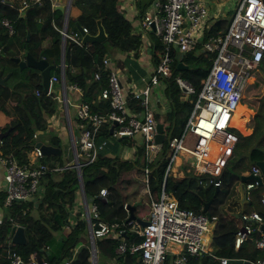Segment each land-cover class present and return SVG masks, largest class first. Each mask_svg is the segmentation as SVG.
<instances>
[{
  "label": "trees",
  "instance_id": "16d2710c",
  "mask_svg": "<svg viewBox=\"0 0 264 264\" xmlns=\"http://www.w3.org/2000/svg\"><path fill=\"white\" fill-rule=\"evenodd\" d=\"M9 2V0H0V18L5 17L15 21L12 35L8 36L0 27V71L3 74L10 72L7 85H0V112L8 117L7 123L0 128V131L9 129L8 133L0 139V152L11 153L19 163H22L27 161L28 153L34 146L33 134L37 133L39 136L45 131V116L53 115L59 104L53 93L47 95L43 92L36 70L28 67L19 70L11 58L18 54L28 53L35 60L42 58L48 64L54 63L59 54L60 34L58 29L62 23V12L50 7L48 0H41L39 6L27 3L21 9L23 15L19 16L20 7L12 1ZM72 7L77 10L75 21L81 27L86 28L90 35L96 33V22L100 20L105 39L100 43L81 46L70 41L65 42V83L66 85L75 84L79 87L82 92V100L88 105L91 112L105 114L108 110V102L97 98L99 91L106 85L108 73V69L105 68L102 61L108 60L111 67L115 64L122 70V63L114 59L112 54L120 53L125 58L137 56L141 45L140 35L133 31L130 22L119 11L117 0H74ZM223 23L224 20L214 22L212 29L207 33L214 34V31L222 27ZM69 28L76 30L74 22L70 18L67 19L66 30L68 31ZM27 33L28 36H26ZM45 41L48 43L47 46H44ZM151 48L152 63H155L162 50L158 38L151 40ZM206 56V53L200 52L197 46L183 59L187 68L178 70L174 66L168 77L159 78L169 109L160 117L164 139L149 165L147 187L151 197L156 199L160 187L163 186L165 193L176 201L179 208L190 209L194 212L201 211L203 204L211 200L207 207V213L214 218L212 253L209 257L203 254L189 257L186 264H219L216 259L218 257L250 262L261 255V251L256 249L253 243L257 233H253L243 241L235 251L233 249L234 233L240 228L242 221L233 206L227 204L219 209V206L224 203V197H230L235 193L233 189L229 191L224 184L222 177L225 175V170L221 174V185L218 187L215 198L212 197L214 186L208 183V179L190 176L201 174L192 173L181 178H176L171 173L164 176L168 140L181 133L191 110V100L193 99V96L185 95L181 91L175 78L184 79L195 91H198L210 66ZM94 72H98V80L93 79ZM57 74L58 68L54 63L50 75ZM251 76L254 79L244 87L242 93L244 100L238 106L231 122L233 125L239 120L238 130L242 131L244 122L242 116L246 112L249 113L245 105L253 110L247 123V127L251 129L250 134L243 136L234 130L237 141L229 161L232 158L236 160L231 165L238 168L240 176L248 172L252 166L255 167L256 163L264 158L262 153L264 150V57L251 71ZM10 80L11 84H9ZM127 108L130 113L139 112L141 110L139 100L127 96ZM158 119L159 117L155 116V120L158 121ZM75 125L76 121L72 122L71 119L74 135H76ZM108 125V121L103 123L98 133L99 136L107 135ZM46 143L59 148L60 139L56 135H50ZM119 143L131 148L132 152L128 158L102 153L92 163L81 167L83 190L87 202L96 205L100 221L108 224L118 223L121 229L118 237L108 236L95 242L96 255L99 254V257L102 258L99 263L96 261L97 264H137L136 256H117L114 253V248L120 239L126 242L140 241V237H136V234L130 230L132 223L125 221L128 209L123 208V205L128 207L131 204L128 199L138 193L137 189L130 193L126 192L135 184L133 176H143V152L140 137L133 138L132 142L128 138H121ZM242 158L248 160V170L244 168L245 165L241 164L243 160L239 159ZM39 161L48 170L56 166L60 169L47 171L40 178L39 185L42 190L37 205L33 206L27 200L17 201L3 210L0 221V264H7V254L10 252L17 253L22 263L27 262L30 254L41 258L42 251L40 249L44 247L49 249L48 255L43 256L46 264H60L62 259L70 257V250L82 241L81 234L86 230L84 221L79 217L71 223L68 221V212L73 206L77 190L74 169L70 165H62L60 155L42 156ZM188 168L189 163L180 166V169L183 170ZM248 181L251 180L245 182ZM101 188L106 190L104 197L98 196V191ZM263 192L262 186L255 185L250 190L246 203L253 206L261 205L260 198ZM144 197L143 202L141 201L133 210V215L136 218L140 217V214L147 213L149 199L147 196ZM3 199L4 193H0V206ZM145 199H148L147 202ZM138 208L140 212H138ZM254 211L264 217V206L261 209L255 207ZM8 217H12L24 226V243L10 241L11 225ZM69 264H90L89 253L85 245L79 247Z\"/></svg>",
  "mask_w": 264,
  "mask_h": 264
},
{
  "label": "built area",
  "instance_id": "2783aa9c",
  "mask_svg": "<svg viewBox=\"0 0 264 264\" xmlns=\"http://www.w3.org/2000/svg\"><path fill=\"white\" fill-rule=\"evenodd\" d=\"M216 0H152L149 10L144 12L139 21L140 28L152 31L159 39L162 50L157 61L152 64L144 85L138 87L133 83L122 84L124 78L119 70L111 67L108 60L103 64L108 73L106 85L98 93V100L108 102L105 114L91 112L88 105L82 100V92L75 84L66 85L64 65L59 66L57 75L49 77V86L45 94L52 92V85H58L57 102L62 107L60 115L66 127L73 160L70 166L75 171L78 204L83 201L78 174L81 167L92 163L99 154L114 144H120L119 139L140 137L142 147L143 176L145 192L148 195V210L141 226L132 223L131 230L140 237L138 242H126L120 239L114 248L117 256H136L137 264H166L167 258L172 257V264H186L189 257L208 254L203 239L208 232L213 217L202 211L194 212L190 209L178 207L163 186L160 187L156 199L151 197L147 187L149 165L155 158L160 145L154 142L157 121L149 105V96L152 89L160 91L163 86L159 83L160 77H168L177 63H182L185 56L194 51L197 46L200 52L206 53L210 66L204 76L198 91L184 79L176 77L175 82L185 95L193 96L191 110L187 116L181 133L168 140L167 163L164 176L171 173L178 161L177 155L182 151L191 153L195 164L189 163L187 172L198 169L202 174L196 178H206L214 187H220L221 174L231 158L233 147L237 141L234 125L231 120L234 111L242 98L243 89L248 83L251 71L264 57V0H226V11L230 12V19L226 27L218 28L214 34L207 33L218 21L222 12L215 11ZM41 0H33L39 5ZM26 6V3L23 4ZM51 6V5H50ZM65 12L61 27L58 29L60 41L81 46L82 34L87 30H66ZM14 21L5 17L0 18V27L6 34H13ZM93 79L98 80V72L93 73ZM67 91L74 95L71 105L74 108L76 121V135L73 134L71 119L68 114ZM127 96L139 100L141 110L130 113L127 108ZM165 98V99H164ZM161 96L167 102L166 97ZM160 100V98L158 99ZM55 114V113H54ZM105 121L109 122L106 136H99V130ZM190 136V138H188ZM164 139V138H163ZM121 145V144H120ZM122 157H129V146L122 147ZM34 157L41 158L38 149L33 147ZM82 158V162L81 159ZM182 158V157H181ZM183 159V158H182ZM182 162H186L184 159ZM0 166L3 169L4 199L3 207H10L13 202L35 200L39 196L41 187L40 178L47 171L59 170L52 167L50 170L41 162L32 164L19 163L11 154L0 152ZM252 175L260 176L257 166L251 167ZM256 185L255 181L244 183L245 199L248 201L250 190ZM106 194L105 188L98 191V196ZM84 202V201H83ZM264 205V192L260 198ZM81 218L86 225V247L89 261L95 259V242L108 236L118 237L121 229L118 223L100 221L98 210L94 203H82ZM125 208V205H124ZM75 210L72 206L70 210ZM242 224L234 233L233 249L247 240L253 233H257L253 240L254 247L261 251L260 257L250 264H264V217L251 210L240 214ZM10 224L16 229L24 226L9 218ZM81 245V244H80ZM173 246L177 247L173 250ZM43 253L47 247L40 249ZM78 245L70 250V257L62 259L60 264H69L76 254ZM219 264H228V259L216 258ZM7 264H22L17 253L7 254ZM35 254H30L26 264H35ZM39 264H46L40 260Z\"/></svg>",
  "mask_w": 264,
  "mask_h": 264
},
{
  "label": "crops",
  "instance_id": "0c3cea01",
  "mask_svg": "<svg viewBox=\"0 0 264 264\" xmlns=\"http://www.w3.org/2000/svg\"><path fill=\"white\" fill-rule=\"evenodd\" d=\"M9 1H10L9 3H11V0H9ZM20 1H21V3L20 4H17L20 7L19 8V16L20 15H23V13H21V9L25 7V6H23V4L26 3V5H27V3H32L33 0H20ZM48 1H49L50 5H51L50 7H53L55 9H58V7H62L63 9L64 8H67V11H68L67 12V19L70 18V20L74 22V20L76 18V14H77V10L74 7H72V2L74 0H48ZM151 1L152 0H117V4H118L119 11L130 22L131 26L133 27V31L136 32V33H138L140 35L141 45H140L139 52H138L137 56H129L128 58H125L123 56V54L113 53L112 56L114 57V59L118 60L119 63H122L123 67H121L122 70H120L119 68H117L115 66V64H113L112 66L115 67L117 70H119L121 72V74L123 75V77H124V79H125V81L127 83H133V84H135L138 87H142L144 85V79L145 80L147 79L148 72L150 71V69L152 67V64L153 63H152V57H151L152 56L151 40H154V39L157 38L154 34H152L150 32H146V31H144V30H142V29L139 28V21L142 19L144 12H146V11L149 10V6H150ZM59 11H61V10H59ZM61 12H62V18H63L64 10L61 11ZM67 19H66V22H67ZM229 19H230V12L226 11L225 13H222V15L219 17L218 20H224V23H223L222 27H220V28H223L224 29L226 27V25L228 24ZM66 25H67V23H66ZM70 31H73V30L71 28H69L68 29V32H70ZM47 45H48V43H47V41H45L44 42V46H47ZM64 48H65V45H64ZM59 50H60V42H59ZM59 57H60V55L58 54V59L54 63H57L60 66ZM16 58H19V59L22 60L24 58V55L18 54L16 56ZM54 63H51V64H48L47 63V64L48 65H51V68H52V66H53ZM63 65L65 66V64H63ZM51 68H50V70H51ZM57 68H58V72H59V67H57ZM9 74H10V72L9 73H6V74H3L2 71H1L0 77H5V80H4L5 86L7 85L8 79H10L9 78ZM50 76H52V75H50ZM253 79H254V77L253 76H250V79H249L248 83L251 80H253ZM9 84H11V80L9 81ZM161 91H162V97L164 98V96H165L164 95V92H163V90H161ZM52 92L55 95V97L59 96V95H57L58 94V85L57 84L52 85ZM71 95H72V100H73L74 95L72 93H71ZM151 101H152L151 106H152V110H153V113H154V118H155V116H158L159 119H158L157 123H161L160 117L164 113H166L168 111V109H169L168 104L166 103V101H163L161 99V97H160V100H156V99L153 100L152 99ZM70 104H71V102H70ZM241 104L242 103H239L237 106H239ZM245 107L249 110V113H247V112L245 113L247 116H246V118H244V122L242 124V131L241 130H238L234 126V130L237 131V132H239L243 136L249 135L250 132H251V129L247 127V123H248V120H249L250 115L253 113L252 109L248 108L246 105H245ZM73 110H74V108H73ZM57 111H58V107H57V110L55 111V113H57ZM53 115H51V116H45L46 129H45V131L42 134H39V136H38L37 133H34L33 134L32 138L35 139V142L39 141V142H41L43 144H47L46 143V140L48 139V137L50 135H56L54 132H56L57 129L63 130L65 133L67 132L66 127L64 125L65 123L63 121L62 116L58 114V116H57L58 117V121H55L56 123H54L53 122V120H54ZM73 118H74V116L72 118H70V119H72V122L74 120ZM7 121H8V117L5 116L3 113L0 112V128H2L7 123ZM231 122H232V120H231ZM54 124H57V125L54 126ZM55 127H57V128H55ZM162 127H163V124H162ZM41 137H43L44 140H41L40 139ZM66 137L68 139L67 134H66ZM134 138H136V137H134ZM130 141L132 142V140H130ZM68 142H69V140H68ZM115 145H117V144L112 145V147L115 146ZM123 146H125V145H120L121 149H122ZM129 149H131V148H129ZM104 153H109V154L111 153V154H114V155H119L121 158H123L122 157V151L116 150L114 148L106 149L104 151ZM128 153H131V151L128 150ZM8 154H11V153H8ZM11 156H12V154H11ZM33 156H34V152H33V148H32V151L30 153H28L27 161L26 162H22V164L28 163L30 161L32 162V160L34 158ZM12 157L14 159H16L14 156H12ZM125 158H128V157H125ZM40 159L41 158H38V159L36 158V163L40 162L39 161ZM183 159H185V158L183 157ZM16 161H17V159H16ZM185 163H187V160H186V162H182L180 159H178V161L176 162V164L174 165V167L172 169L171 174L174 177H176V178H181L183 176L190 175L191 172L188 173L186 169H184V170L183 169H180V166L182 164H185ZM66 165L68 166L70 164H66ZM250 171H251V168H250V170L248 172L244 173L243 175L251 174ZM262 176L263 175H261V173H260L261 182L263 183ZM143 182H144V176H143ZM4 187H5V184H4V181H3V169L0 166V193H4L3 192ZM40 196L41 195L39 194V196L35 197V200L34 201H32V200L31 201L30 200H27V201L30 202L33 206H35V205H37L38 200L40 199ZM144 196L145 197L147 196V198H148V195H147V193L145 191H144V193H141V190H138V193L136 195H134V196H131V198H130L131 200L128 199V202L131 203L130 205L138 202V204L135 205V207H136V206H138L141 203V201L143 202V197ZM100 197H104V196H100ZM75 199L78 200L77 197H75ZM85 199H86V197H85ZM237 199H238V194H237V198H236V208L238 210L237 212L239 213L240 212V205L237 202ZM147 200L145 199L146 202H147ZM2 202H3V200H2ZM81 202L84 203L83 201H81ZM81 202L78 205V209H75V210L72 209V210H70L68 212V221H69V223H71L77 217L81 218V213H82V205H81ZM86 203L87 204H90L89 201L87 202V200H86ZM244 204L245 203H243V205H242V211L243 212H245V210H244ZM262 206H264V205H262ZM262 206L261 205L253 206V208L251 207L249 210H255V207L258 208V209H261ZM128 207L125 205L126 210L128 209ZM5 208L6 207H3V203H1V206H0V221H1V218L3 216V210H5ZM123 208H124V205H123ZM137 210H138V212H140V209L139 208ZM132 214H133V211H132ZM127 216H128V211H127ZM139 216L140 217H138V218H136L135 216L134 217L136 219H140V220L144 221L146 214H140ZM9 218H12V217H8V221H9ZM133 222H135V220H132L131 221V223H133ZM11 227H13V226L11 225ZM213 227H214V222H212L210 224L209 230L205 234L207 237H205L203 239V243H204L205 247L208 248V250H209L208 254H205L208 257L212 253V251H211V249H212V243H211V241H212V238H213V235H212ZM22 231H23V229H22ZM85 232H83L81 234V238H82V241H83V242L80 243L81 245H78V243L76 244V245H78V249L82 245H85L86 246V236L83 237L84 234H85ZM136 237H138V236L136 235ZM9 238H10V241H11V237L10 236H9ZM133 240H134V238H133ZM172 248H173V250H176L177 249V247H175V246H173ZM48 253H49V249L47 247L46 252H44V253L42 252V257L41 258L38 257L39 260H42L43 259V256L48 255ZM169 258L170 257L167 258L166 264H168ZM101 259L102 258H100V261H101ZM96 261H97V257H96ZM22 264H26V263H22ZM96 264H97V262H96Z\"/></svg>",
  "mask_w": 264,
  "mask_h": 264
},
{
  "label": "water",
  "instance_id": "95a60500",
  "mask_svg": "<svg viewBox=\"0 0 264 264\" xmlns=\"http://www.w3.org/2000/svg\"><path fill=\"white\" fill-rule=\"evenodd\" d=\"M58 9L61 11L64 10L65 15L67 16V12H68L67 8L63 9L62 7H58ZM96 23H97V30H96V33L94 35H90L88 33L82 34V37H81V43L82 44L100 43L105 39V33H104V30L100 24V20H97ZM74 25H75L76 30H78V31L81 30V26L75 20H74ZM26 36H28V33ZM59 55H60V57H59L60 65H63L64 64V43H62V41H60ZM11 60L14 63H16L19 70H21L25 67L36 70L39 74V77H40V86H41L44 93L47 92L48 86H49V77H50L51 65H48L47 62L42 58L38 59V60L33 59L28 53L24 54V58L22 60L19 58H16V57L11 58ZM175 67L178 70L187 68V66L182 64V63H177L175 65ZM0 75H1V71H0ZM4 80H5V77H0V85L1 86H5ZM181 91H184V89H181ZM155 129H156V134H155L154 142L156 144H161L163 142V138H164L162 124L157 123ZM8 131H9V129H7L3 132H0V139L2 137H4L8 133ZM34 148L38 149V151L40 152V154L42 156L59 155V150L57 147H53V146H50L47 144H43L39 141L34 143ZM262 153H264V150L262 151ZM256 166L259 168L261 175L264 176V158L262 161L257 162ZM77 178H78L79 185L81 187V194H82L83 201H84V203H86L81 173L78 174ZM247 180L255 181L257 186H261V184H262L260 176H257V175L247 174V175H242L239 177V183L236 187V192L238 194L237 202L240 205V213L243 212L242 211L243 203L247 202V200L245 199V188H244V183ZM217 192H218V188L214 187V192L212 195L213 198L216 197ZM210 203H211V200L205 202L201 208V211L207 215H208L207 207L209 206ZM137 204H138V202L134 203L128 207V216H127L125 221L131 222L132 220H135V222H137L139 225L143 226L146 224V222L142 221L140 219H136L132 214V211H133L135 205H137ZM261 229L264 231V225L261 226ZM9 236L11 237V242H13V243H19V244L24 243L25 238L23 235V231L19 228L15 229L14 227H11V229L9 231ZM35 261H36L35 264L40 263L39 258L36 256H35ZM92 264H96L95 259L93 260ZM168 264H172V258L171 257L168 260ZM228 264H250V262L238 259V260H229Z\"/></svg>",
  "mask_w": 264,
  "mask_h": 264
},
{
  "label": "rangeland",
  "instance_id": "374dc122",
  "mask_svg": "<svg viewBox=\"0 0 264 264\" xmlns=\"http://www.w3.org/2000/svg\"><path fill=\"white\" fill-rule=\"evenodd\" d=\"M11 1H13L15 4H20L21 3V1L20 0H11ZM225 2H226V0H216L215 1V6H213L212 8L215 10V11H217V12H219V11H221L222 13H225L226 12V4H225ZM139 28H140V25H139ZM141 29V28H140ZM146 32H150V33H152L153 34V32L152 31H149V30H146ZM59 63V62H58ZM55 66L56 67H59V64H57V63H55ZM121 82H122V84H125V79L124 78H122L121 79ZM58 95V94H57ZM66 96H67V99L69 100V103H67V106H68V114H69V116H70V118H72L73 116H74V110H73V107H72V105L70 104V102L72 101V95L67 91V93H66ZM162 96V91H160L157 87H155V88H153L152 89V92H150V96H149V105H150V108L152 109V106H151V104H152V99L154 100V99H156V100H158L160 97ZM243 100L244 99H239V103H241V102H243ZM258 103V102H257ZM254 105H256V103H254ZM58 107V111H57V113H55L54 115H53V118H54V120H53V122L54 123H56L55 121H58V114L60 115V113H61V111H62V107H61V105H58L57 106ZM253 111V110H252ZM246 114L245 115H243L242 117H243V119L244 118H246ZM57 124H54V126H56ZM237 129H239V126H240V123H239V120H237V122H236V124H233ZM55 128H57V127H55ZM75 132H76V130H75ZM56 135H57V137L60 139V145H59V148H58V150H59V154H60V160H61V163H62V165H65V164H70V162H72V160H73V156H72V152H71V150H70V144H69V142H68V139H67V137H66V133L63 131V130H60V129H57L56 130V132H54ZM41 140H44V138L43 137H41L40 138ZM111 148H114V149H116V150H119V151H122V153H123V150L121 149V147H120V144H117V145H115V146H109L108 148H106V149H111ZM105 149V150H106ZM34 157V156H33ZM177 158L178 159H180L181 161H183L184 159H182L179 155H177ZM32 160V159H31ZM81 160V162L83 161L82 160V158L80 159ZM239 160H243L242 162H241V164H243V165H245V169L246 170H248V166H249V162H248V160L246 159V158H242V159H239ZM245 160V161H244ZM31 162V161H30ZM236 162V160L234 159V158H232L226 165H225V167H224V169H223V171L225 172V175L222 177V179H223V181H224V184H225V186L229 189V191L230 190H234L235 191V193H233L230 197H227L226 198V196L224 197V200H223V205H221V206H219V209L221 208V207H223V206H226L227 204H229V205H231V206H233L234 207V209H235V211H238L237 210V208H236V198H237V193H236V187H237V185H238V183H239V181H238V177L240 176V174H239V171H238V168L237 167H234V166H232L231 164H233V163H235ZM32 164H35L36 163V158L34 157L33 158V160H32V162H31ZM137 176V177H136ZM136 176H133V179H134V181H135V184H133L132 185V187L131 188H129L128 190H127V192L126 193H130V191H132V190H141V193H144V191H145V184H144V182H142L143 181V176L142 175H136ZM262 179H263V183H262V188L264 189V176H262ZM141 183V184H140ZM141 185V186H140ZM140 187V188H139ZM78 201L75 199V201H74V203H73V208L74 209H78ZM253 208V205H248L247 203H245L244 204V210H245V212H247L250 208ZM237 216L239 217V219H240V212L238 213L237 212ZM86 236V232H85V234H84V236L83 237H85ZM205 237H207L206 235L204 236V238ZM81 242H83V241H80L79 243H78V245H80V243ZM100 255L99 254H97L96 255V257H97V262L99 263L100 262V257H99Z\"/></svg>",
  "mask_w": 264,
  "mask_h": 264
},
{
  "label": "bare ground",
  "instance_id": "6f19581e",
  "mask_svg": "<svg viewBox=\"0 0 264 264\" xmlns=\"http://www.w3.org/2000/svg\"><path fill=\"white\" fill-rule=\"evenodd\" d=\"M237 109H238V106L236 107V109H235V111H234V114H235V112L237 111ZM234 114H233V116H234ZM233 118V117H232ZM188 138H190V136H188ZM180 155H181V157L183 158H185L186 160H187V163H190V164H195V158H194V156L191 154V153H187V152H184V151H182L181 153H180ZM189 172H191V174L192 173H196V174H202L200 171H198V169H191V170H189L188 171V173Z\"/></svg>",
  "mask_w": 264,
  "mask_h": 264
}]
</instances>
